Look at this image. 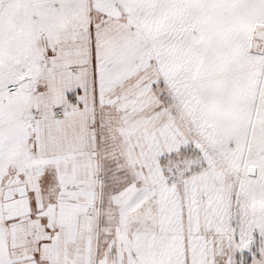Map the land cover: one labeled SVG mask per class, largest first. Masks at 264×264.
<instances>
[{
	"label": "snow or ice",
	"instance_id": "obj_1",
	"mask_svg": "<svg viewBox=\"0 0 264 264\" xmlns=\"http://www.w3.org/2000/svg\"><path fill=\"white\" fill-rule=\"evenodd\" d=\"M0 264H264V0H0Z\"/></svg>",
	"mask_w": 264,
	"mask_h": 264
}]
</instances>
